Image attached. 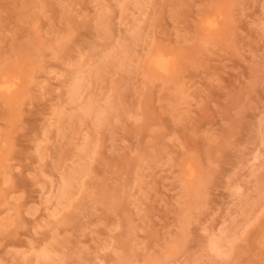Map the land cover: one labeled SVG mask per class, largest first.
<instances>
[{
	"label": "rangeland",
	"instance_id": "obj_1",
	"mask_svg": "<svg viewBox=\"0 0 264 264\" xmlns=\"http://www.w3.org/2000/svg\"><path fill=\"white\" fill-rule=\"evenodd\" d=\"M10 76L0 264H264V0H0Z\"/></svg>",
	"mask_w": 264,
	"mask_h": 264
},
{
	"label": "bare ground",
	"instance_id": "obj_2",
	"mask_svg": "<svg viewBox=\"0 0 264 264\" xmlns=\"http://www.w3.org/2000/svg\"><path fill=\"white\" fill-rule=\"evenodd\" d=\"M211 16H209L205 21L207 31L214 30L220 27L219 20L222 19L223 17L222 14L220 13L218 15H215L212 17ZM145 68L150 72H155V73L167 76V75H170L173 71H175V59L173 58V56L165 54L163 51H160V50L152 51V53L147 55V58L145 59ZM19 85H20V78L17 76L1 78L0 79V93L6 96L7 98L8 97L10 98L18 90ZM188 170L190 173L189 177H194L196 174L194 169L191 166H189ZM62 190L59 193L60 194L62 193L61 196L65 197L66 193L64 191L63 193ZM41 256L49 257L50 253L46 251L45 253H42Z\"/></svg>",
	"mask_w": 264,
	"mask_h": 264
}]
</instances>
